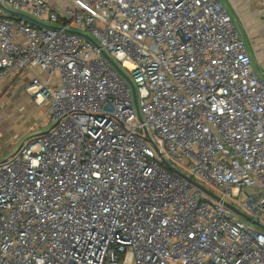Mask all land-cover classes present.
<instances>
[{"label": "built area", "instance_id": "2783aa9c", "mask_svg": "<svg viewBox=\"0 0 264 264\" xmlns=\"http://www.w3.org/2000/svg\"><path fill=\"white\" fill-rule=\"evenodd\" d=\"M9 79L52 126L0 161V264H264L224 203L264 217V79L222 0H0Z\"/></svg>", "mask_w": 264, "mask_h": 264}, {"label": "rangeland", "instance_id": "374dc122", "mask_svg": "<svg viewBox=\"0 0 264 264\" xmlns=\"http://www.w3.org/2000/svg\"><path fill=\"white\" fill-rule=\"evenodd\" d=\"M222 2H224L231 15L234 9L230 2L235 5L248 31L252 32V30L258 29L257 25L264 22V16H260L258 21L254 16L257 10L264 7V0H231L230 2L229 0H222ZM49 3L57 4L61 7L67 5L68 0H49ZM233 19L245 40L247 48H251L252 45L248 40L244 25L238 16ZM261 44L262 41H259V45L255 44L259 65L254 64V68L264 79V73H262L261 69L264 68V47L262 48ZM60 83L58 81V85ZM51 126L52 123L49 121L47 106H40L35 103L25 90L24 79L20 81L9 79L0 84V161L11 156L27 138L46 131ZM169 161L179 170L189 173L185 164L177 163L171 159ZM215 191L218 192L217 190ZM230 201L232 200L230 199ZM232 202L241 207L240 203ZM241 210L249 214L246 208L241 207ZM261 223L264 225V217L261 218ZM252 228L254 230L258 229L254 224Z\"/></svg>", "mask_w": 264, "mask_h": 264}, {"label": "water", "instance_id": "95a60500", "mask_svg": "<svg viewBox=\"0 0 264 264\" xmlns=\"http://www.w3.org/2000/svg\"><path fill=\"white\" fill-rule=\"evenodd\" d=\"M30 18V17H29ZM31 20H33L32 18H30ZM34 21V20H33ZM87 38L90 39L92 42H95L90 36L87 35ZM103 55L105 56V58L119 71V73L128 81L129 85L132 88V92H133V96H134V103L138 112L139 117H141L140 113H139V108H138V103H137V96H136V88L135 85L132 81V79L130 78V76L123 70V68L111 57L108 55L107 52L103 51ZM46 132V131H45ZM44 133V132H42ZM164 162L166 163L167 166H169V168H171L173 171L177 172L178 174H180L181 176L185 177L186 179H188L189 181H191L193 184H195L197 187H199L202 191H204L207 195L213 197L215 200L218 201H223L222 198L220 196H218L217 194H215L212 190L206 188L205 186H203L202 184H200L199 182L195 181L194 179H192L191 177L186 176L183 173H180L179 171H177L175 168H173L165 159ZM224 203L230 207L233 211H235L237 214H239L241 217H243L244 219L248 220L249 222L253 223L254 225H256L257 227L261 228L264 230V225L261 223V221L259 220H254L252 219L249 215H247L246 213L242 212L241 210H239L238 208H236L234 205H232L229 202H225Z\"/></svg>", "mask_w": 264, "mask_h": 264}, {"label": "crops", "instance_id": "0c3cea01", "mask_svg": "<svg viewBox=\"0 0 264 264\" xmlns=\"http://www.w3.org/2000/svg\"><path fill=\"white\" fill-rule=\"evenodd\" d=\"M49 1V0H48ZM231 0H229L230 2ZM224 3V2H223ZM233 9H234V12H232V16L233 18H235L236 16H238L239 20L242 22V24L244 25L243 21H242V18L238 12V10L236 9L235 5L230 2ZM54 5H57V4H54ZM255 18L256 20L258 21V19L260 18V16H264V7H262L261 9L257 10V13L255 12ZM258 26V29L256 30H252L251 31H248L247 27L244 25V28H245V31L247 32V37H248V40L250 42V44L252 45L251 48H248V51L249 53L251 54V57H252V61H253V66L254 64H257L259 65L258 61H257V51H256V47H255V44H258L259 45V41H262V48L264 47V22L262 24L259 23ZM252 33V35H251ZM253 37V39H252ZM256 42V43H255ZM255 43V44H254ZM260 47V46H259ZM255 69V68H254ZM262 69V73H264V68H261ZM256 70V69H255ZM257 71V70H256ZM258 72V71H257ZM259 73V72H258ZM260 74V73H259ZM261 76V75H260ZM262 77V76H261ZM263 78V77H262Z\"/></svg>", "mask_w": 264, "mask_h": 264}]
</instances>
